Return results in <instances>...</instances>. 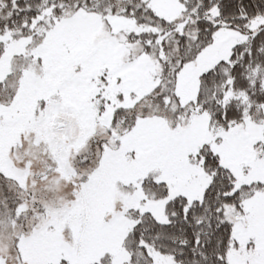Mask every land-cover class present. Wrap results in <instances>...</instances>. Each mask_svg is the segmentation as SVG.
I'll use <instances>...</instances> for the list:
<instances>
[{"label":"snow or ice","instance_id":"6c2138e0","mask_svg":"<svg viewBox=\"0 0 264 264\" xmlns=\"http://www.w3.org/2000/svg\"><path fill=\"white\" fill-rule=\"evenodd\" d=\"M0 264H264V0H0Z\"/></svg>","mask_w":264,"mask_h":264}]
</instances>
